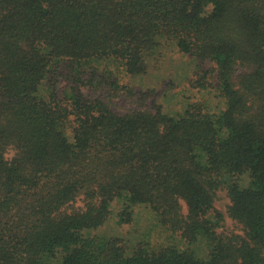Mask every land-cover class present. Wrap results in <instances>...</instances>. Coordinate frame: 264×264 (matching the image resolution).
<instances>
[{
  "label": "trees",
  "instance_id": "trees-1",
  "mask_svg": "<svg viewBox=\"0 0 264 264\" xmlns=\"http://www.w3.org/2000/svg\"><path fill=\"white\" fill-rule=\"evenodd\" d=\"M171 44L211 109L164 112L113 73ZM221 190L240 232L216 230ZM113 204L208 258L92 234ZM0 264H264V0H0Z\"/></svg>",
  "mask_w": 264,
  "mask_h": 264
},
{
  "label": "rangeland",
  "instance_id": "rangeland-1",
  "mask_svg": "<svg viewBox=\"0 0 264 264\" xmlns=\"http://www.w3.org/2000/svg\"><path fill=\"white\" fill-rule=\"evenodd\" d=\"M147 70L142 74H129L123 68L113 64L115 75L119 81L126 83L133 91L140 92L152 89L156 92L155 100L162 105L164 112L174 114L189 104H203L212 108L218 99L215 92L208 88H195L189 83L193 75L196 61L188 54L178 51L173 44L162 45L160 49L146 58ZM117 69V70H116ZM116 110H126L134 107L131 99L115 97L111 100ZM12 151L7 155L11 156ZM214 202L223 219L217 232H240L238 224L227 214L229 199L225 191H219ZM133 207V218L125 222H118L119 207L112 205L111 216L92 234L100 237H120L128 241L130 247L138 243H148L153 248L173 245L178 248H189L201 259H207L210 251L208 241L200 239L196 243H188L183 237L167 229L158 222L156 215L143 204Z\"/></svg>",
  "mask_w": 264,
  "mask_h": 264
}]
</instances>
